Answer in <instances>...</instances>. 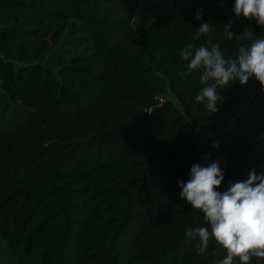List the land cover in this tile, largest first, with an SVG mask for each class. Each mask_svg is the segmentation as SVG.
<instances>
[{
    "label": "trees",
    "instance_id": "obj_1",
    "mask_svg": "<svg viewBox=\"0 0 264 264\" xmlns=\"http://www.w3.org/2000/svg\"><path fill=\"white\" fill-rule=\"evenodd\" d=\"M145 1L0 0V243L16 264H217L226 256L212 241L197 255L186 239V228L207 225L177 181L196 163L219 162L221 192L264 173V92L236 81L218 89L224 102L210 115L194 99L199 73L181 75L180 53L211 39L234 57L228 22L237 34L264 29L237 18L235 0H190L184 11L180 0H155L161 9L140 32ZM203 21L213 30L197 38ZM247 85L250 105L226 132L251 96L244 100ZM158 95L168 98L161 107Z\"/></svg>",
    "mask_w": 264,
    "mask_h": 264
},
{
    "label": "clouds",
    "instance_id": "obj_2",
    "mask_svg": "<svg viewBox=\"0 0 264 264\" xmlns=\"http://www.w3.org/2000/svg\"><path fill=\"white\" fill-rule=\"evenodd\" d=\"M201 11L194 17L201 20ZM232 11L237 18L255 21L264 29V0H235ZM232 22L224 28V37L238 42L237 54L225 56L219 42L201 44L192 43L181 50V59L186 63V71L181 75L187 79L193 73H199V81L204 87L194 99L206 106L208 113L220 111L224 102L218 89H226L238 81L246 85L249 80L259 83L264 92V36L257 37L251 27L239 34L231 31ZM213 30L211 21H203L197 31L208 36ZM218 148V142L212 144ZM208 160L209 154L201 157ZM224 172L219 162L207 166L193 164L187 181H177L181 189L180 197L199 210L207 225L188 227L185 237L196 241L197 255H207L210 241L217 248L226 251V256L217 264H252L253 258L264 260V173L257 175L255 170L248 173L246 180L232 182L221 192Z\"/></svg>",
    "mask_w": 264,
    "mask_h": 264
},
{
    "label": "rangeland",
    "instance_id": "obj_3",
    "mask_svg": "<svg viewBox=\"0 0 264 264\" xmlns=\"http://www.w3.org/2000/svg\"><path fill=\"white\" fill-rule=\"evenodd\" d=\"M190 0H180V10L184 11L187 9V6L189 4ZM194 1V0H191ZM157 4L158 2L155 0H146L137 16V19L135 21V25L137 26V29L142 32L144 31L146 28H148L154 21L155 16L158 14V12L160 11V7L157 9ZM146 18V20H145ZM247 92L245 95L244 100H246L251 93L254 91V88H252L251 86L247 85ZM169 97H171L173 100L176 101V99L170 95H168ZM176 103L178 104V102L176 101ZM219 141V140H218ZM6 249H5V245L3 243H0V264H16L10 257L5 254ZM7 253V252H6Z\"/></svg>",
    "mask_w": 264,
    "mask_h": 264
},
{
    "label": "built area",
    "instance_id": "obj_4",
    "mask_svg": "<svg viewBox=\"0 0 264 264\" xmlns=\"http://www.w3.org/2000/svg\"><path fill=\"white\" fill-rule=\"evenodd\" d=\"M253 96L251 95L244 103L243 106H241V108H239L236 113L231 116L230 118H228L226 121H225V129H226V132H231L233 130V126L235 125V122L237 120V118L240 116V114L245 111L249 105H250V99H252ZM156 101H157V104L159 107H161L167 100V96L166 95H158L156 96Z\"/></svg>",
    "mask_w": 264,
    "mask_h": 264
}]
</instances>
